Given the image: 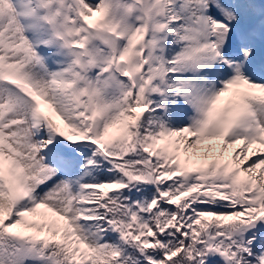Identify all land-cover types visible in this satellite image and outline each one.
<instances>
[{"label":"snow or ice","instance_id":"1","mask_svg":"<svg viewBox=\"0 0 264 264\" xmlns=\"http://www.w3.org/2000/svg\"><path fill=\"white\" fill-rule=\"evenodd\" d=\"M0 264H264V0H0Z\"/></svg>","mask_w":264,"mask_h":264}]
</instances>
